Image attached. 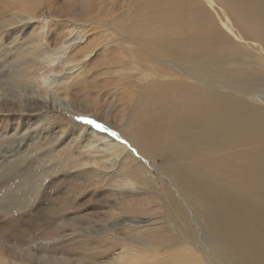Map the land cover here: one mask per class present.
Wrapping results in <instances>:
<instances>
[{
    "label": "bare ground",
    "instance_id": "6f19581e",
    "mask_svg": "<svg viewBox=\"0 0 264 264\" xmlns=\"http://www.w3.org/2000/svg\"><path fill=\"white\" fill-rule=\"evenodd\" d=\"M74 4L75 2H69V9ZM215 7H218L216 11ZM137 8L138 10L134 11L133 7L128 12L129 15L133 10L134 17H130L126 13L124 15H127L128 19L131 18L130 23H135V21L142 23L132 32L147 38V44H155L159 47V50H155L157 53L154 55L156 61L161 65L156 66L153 63L152 65L148 63L139 65L136 62H126L125 64V61L114 51L113 53L119 58V61H114L113 65L112 63L105 65L108 69L117 70L122 77H136L139 78V81H142L144 77V83L150 84V87L156 86L160 91L165 88L171 90L172 95L180 96L177 100L169 102L172 105L171 110L163 109L164 111L160 114L166 118H163L165 120L163 134L153 127L154 141L146 144L144 151L149 150L151 146H156L161 138H165L164 147H169V144L172 143L170 150L174 145H179L181 154L184 155L183 159L189 160L191 163L183 164L178 168L183 169V175L178 180L177 186L174 187L176 184H172L171 192H168L167 189L164 191L171 199L165 197L167 202L159 200L153 206L143 207L141 205V211L148 216L151 214L156 217V213H159L163 216L167 215V219L171 217L169 214L173 217L161 227H156L155 232L153 231L154 233L150 235L141 233L135 236L130 232L127 239L124 237L121 241L116 236L118 241L114 242L113 249V251H118L116 254L106 260V257L110 255L109 250L98 255L93 263H88L264 264V0H205L204 3L201 0H140ZM58 9L64 17L73 18L72 15L69 16L65 5ZM56 10L57 8L49 6L45 13L51 14ZM11 17L0 22V30L22 23L23 20L32 19L33 14L19 18ZM82 27L87 28L86 25H82ZM111 27L116 29L117 25L114 23ZM96 28L100 30V34L103 32L104 24L101 23ZM56 31L58 33L60 27H54L53 32L56 33ZM79 34L63 41L57 34L52 36L53 47L50 52H46L45 59H47L46 63H51L52 69H50L55 73L50 76H36L39 91L36 98L24 96L19 92L17 100L15 99L16 101L13 102L7 98V94L3 91L5 89L1 87L0 112L8 113L0 114V137L8 135L11 130L18 134L15 127L9 128L11 120L15 119V116L10 117L9 113L11 110L18 111L24 99L30 100V102L36 101L32 104L43 108L48 107V99H52L56 103L60 102V105L66 106V109L59 113L63 116L75 115L74 112H81L82 115L91 112L98 120L103 118L106 123L112 124L123 118L122 113L127 109L126 101L117 100L115 107H118V112L121 115L111 117V114H108L106 110L102 111L96 108L91 102L74 98V94L69 95V90L78 83V80L85 78L88 72L87 68H98L102 65L98 59L112 52V50L106 52L95 45L90 47L91 43H86L88 38H82L80 41ZM121 40L122 38H117L112 42L116 44L117 48L130 52L124 43L121 44ZM195 43L201 46L193 48ZM185 49H190L187 55L188 59L196 61L194 63L185 61L186 64L191 65V68L183 66V59L177 61L174 59L169 62L168 57V60H165L160 54L161 50H170L171 53L176 52L175 55L178 59L179 56H183L182 51ZM72 51L78 54L74 55ZM54 56L58 57L53 58ZM54 63H57L56 67L60 69L54 70ZM122 64H125L126 67H122ZM150 67L151 69H149ZM17 77H19L18 74ZM165 77L171 78L166 84L160 82V78ZM11 82L16 89H20L22 86L17 79L15 81L13 78ZM182 88L187 91L185 95H182L183 97L180 95ZM119 89L123 90L122 93H129L127 88L120 87ZM40 92L43 94V99H39ZM114 103L115 99H111L110 104ZM163 107H166L165 104ZM20 111L25 114L26 110ZM37 111L39 110L37 109ZM89 133H91V137L86 142L83 140L85 143L81 147V151L85 152L84 154H90L91 158L84 159L85 156L80 151L76 155L78 161H76L75 168L86 169L83 172L91 177L90 180L99 181V179H103L102 177L107 176L110 181L119 179L115 182H118L120 187L142 189L141 194L145 196L153 191L152 183L148 178L140 182L141 188L135 184L140 181L139 179H143L145 174L133 168V159L130 160L128 157L119 164L116 173L109 175V172L106 174L107 172L98 170L95 166L100 167L101 165L103 170H110L114 167L111 164L108 167L104 165L108 162V158H111L110 162H114L118 158L115 153L116 145L111 143L113 140L106 137L99 136L97 138L98 132L95 130L89 129ZM77 137L82 138L80 135ZM96 138L103 141L101 146L104 147L105 152L102 151L101 157L91 155ZM51 143L52 141L49 142V144ZM3 151H0L2 153L0 159L5 157L7 163L2 168L8 167L7 159H28L27 154L20 153L19 149H4ZM133 151L136 153V150L133 149ZM203 154L204 165L197 162ZM130 155L134 160L136 159L135 155ZM41 159L44 158L41 157ZM195 159L197 160L195 161ZM57 164L65 165L62 160ZM87 165L93 167L88 169ZM189 166L202 168L203 172L210 176L208 178L224 184L233 194L225 196L215 191L216 195H220L225 200L236 196L233 201L237 202H235L232 212L235 213V218L225 219V224L228 227L223 228V231L218 226H214L210 230V227H205L198 222L193 212V206L203 207L205 205V208L203 207L205 212H210L213 217H220V207L216 205L220 199L217 198L214 203H204L200 199L205 197L204 193L202 192L198 197L194 192L196 186L194 176L189 173L190 171L188 172L189 169L187 170ZM2 170L0 180L7 179L5 178L6 173H9L10 170ZM37 177H42V172L37 166L35 167L34 163H31L19 175V183L12 191H9L10 194L8 193L7 197L3 194L2 201L8 199L14 205L13 208L11 207L13 210L8 207H5L6 210L0 209V215L4 218V223L0 224V237L5 241L24 243L21 239L34 235L32 231H29L30 228L29 230L28 228L20 229L26 215L21 213L20 218L16 213L23 209L31 210L29 208L33 206V199L35 202L36 193L41 194L39 189L42 188V185L40 188L39 185L38 189L36 188L37 180L40 181V179L36 180ZM31 181H35L34 185L31 184ZM144 185L147 186V189ZM178 186L187 194L179 195ZM224 186L220 185L218 188ZM2 187L1 184L0 193H3L4 187ZM45 195H48L47 192L42 194V199L46 197ZM114 195L121 199L117 192ZM108 196L110 197L109 193ZM126 198L127 202H131V198L128 196ZM139 199L149 204L147 197L140 196ZM233 201L231 200V202ZM207 205H211V207ZM153 207L159 211L154 212L151 209ZM224 213L225 211H222V214ZM58 215L60 217L62 213ZM145 218L139 219L149 222L154 217ZM228 229L229 232H235V238L227 237ZM167 234L169 237L164 241L163 237Z\"/></svg>",
    "mask_w": 264,
    "mask_h": 264
},
{
    "label": "rangeland",
    "instance_id": "374dc122",
    "mask_svg": "<svg viewBox=\"0 0 264 264\" xmlns=\"http://www.w3.org/2000/svg\"><path fill=\"white\" fill-rule=\"evenodd\" d=\"M71 1L75 2V4L69 9V2ZM201 1L204 3L205 0ZM139 2L140 0H0V22L5 18L10 19L11 16H13L11 18H19L33 14L32 19L23 20L22 23L0 30V90L1 87L5 89L3 91L7 94L8 99L15 102L19 92L24 96L36 98V94L39 93L36 76H50L55 73L51 71V63H46L47 59H45L46 52H50L53 47L52 36L57 34L59 39L63 41L80 33L78 35L80 41H82V38L87 37L86 43H91L90 47L95 45L106 52L111 50L112 52L98 59L102 64L98 68L90 69L88 67L85 78L78 80V83L70 89L71 91L69 90V95L74 94V98L91 102L96 108L102 111L106 110L108 114H111V117L121 115L118 112V107H115L117 100L120 99L123 102H127V109L122 113L123 118L114 124L106 123L103 118L98 120L95 114L91 112L84 115L81 112H74L75 115L63 116L59 113L66 109V106L60 105V102L56 103L52 99L47 100L48 107L46 108L32 104L36 101L30 102V100L22 99L23 102L20 104L18 111H10V117L15 116V119L11 120L10 127H8L10 129L15 127L18 134L16 131L12 132L14 130H11L8 135L0 137V151L4 152V149H19L20 153L27 154L28 159H7L9 163L7 168H2L7 163L5 157L0 159V172L2 169L10 170L9 173H6L5 178L7 179L0 180V185L2 184L4 187L2 189L3 193H0V209L4 208L6 210L8 207L13 210L12 201L8 199L2 201V197L4 195L7 197L9 191H12L15 185L19 183V175L31 163H34L35 167L37 166L42 172V177L36 178V180L40 179V181L37 180L36 188L38 189L37 186L39 185L40 188L42 185V190L39 189L41 194L36 193L35 202L34 199H31L33 201V206L29 208L31 210L23 209L25 210L24 212L22 210L16 213L20 218L21 213L26 215L24 222L20 225V229L28 228L29 230L30 228L29 231H32L34 235L30 238L24 236L25 238L21 239L24 243L5 241L0 237L1 264H60L61 262V264H91L98 255L110 250L108 252L110 253L109 257H106V260H108L111 255L113 256V254L118 252L113 251L114 242L118 241L117 237L121 241L124 237L127 239L130 232L135 236L141 233L150 235L155 232L156 227H161L168 219L173 217V215L169 214L171 217L167 219V215L163 216L159 213H156V217L151 216L150 213L148 216L141 211V205L143 207L153 206L159 200L167 202L165 197L171 199L164 191L167 189L168 192H171L172 184H176L175 186L173 185L174 187L177 186L178 180L183 175V169L178 168L186 163L189 165L191 162L183 159L184 155L181 154L179 145H174L170 150L172 143L169 144L170 146L168 145L169 147H164L165 138H161L156 146H151L146 152L144 147L154 141L153 127H156L158 132L163 134V129H165L164 119L166 118L160 116V114L164 111V108L171 110L172 105L169 102L177 100L180 96L172 95L171 90H166L165 88L160 91L156 86L150 87V84L144 83V77L142 78L143 82L136 77H122L117 70L108 69L105 65L107 63H112L113 65L114 61H119L113 51L125 61V64L126 62H136L139 65L142 63L152 65L153 63L158 66L160 64L156 61L154 55L157 53L155 50H159V47L155 44H147V38L132 32L142 23L136 21L135 23H130L131 18L128 19V16L134 17L135 13L132 10L128 15V12L133 7L134 11L138 10L137 5ZM64 5L66 10L68 9L69 16L72 15L73 18L64 17L58 9L60 7L63 8ZM49 6L55 7L57 10L52 11L51 14L45 13ZM217 8H214L215 11ZM125 13L128 16L124 15ZM101 23L104 24V28L103 32L99 34L100 30L96 27L101 25ZM114 23L117 25L116 29L111 27ZM82 25H86L87 28L84 29ZM54 27H60V31L54 33ZM117 38H122L121 44L124 43L130 52L116 47L112 40ZM198 46L201 45L195 43L193 48ZM190 49L183 50V56H179L178 59L177 55H175L176 52L171 53L170 50H161L160 54L165 60L169 58V62L174 59L176 61L183 59V66L191 68V65L185 62H196L193 59H188L187 55ZM72 53L74 55L78 54L73 51ZM55 57L58 56L53 58ZM125 64H122V67H126ZM56 65L57 63H54V70L60 69ZM17 74L19 77H17ZM117 75L119 76L117 77ZM13 78L15 81L17 79L24 87L22 88L21 86L20 89H16L11 82ZM170 80L171 78L169 77L160 78V82L162 81L164 84ZM120 87L127 88L129 93H122L123 90L119 89ZM180 90L181 96L187 93L185 88ZM43 98V94L40 92L39 99ZM111 99H115L113 105L110 104ZM161 102L166 107H163L164 104L161 105ZM30 105H33L31 106L32 108ZM24 109L26 110L25 114L20 111H24ZM37 109L39 111L36 112ZM4 113L8 112H0L2 115ZM78 117L94 120L97 124L102 125V128H97L82 120H78ZM89 129L98 132L97 138L99 136L106 137L113 140L111 143L116 145L115 153L118 158L114 162H110L111 158H108V162L104 165L108 167L111 164L114 167L110 170H103L101 165L100 167L95 166L98 170L107 172L106 174L109 172V175L116 173L118 172L119 164L128 157L130 160L133 159V168L145 174L144 178L139 179L140 181L135 184L141 188L140 182L148 178L152 183L153 191L145 196L141 194L142 189L120 187L117 184L118 182H115L119 179L110 181L107 176L102 177L105 181L103 179H99V181H96V179L90 180L91 177L83 172L86 169L80 168L81 170H79V168H75L76 161H78L76 155L91 137ZM78 135L82 138L77 137ZM97 138L93 144L94 148L91 155L101 157L105 152L104 147L101 146L103 141ZM50 141H52L51 144H49ZM133 149L136 150V153ZM82 153L85 156L84 159L91 158L89 157L90 154ZM130 154L135 155L136 159L134 160ZM41 157L44 159H41ZM203 157L204 154L198 160L195 159V161L197 160L198 163L204 165L203 161L205 159ZM61 160L64 162L65 167L57 164ZM91 167L93 166L87 165L88 169H91ZM187 170L194 176L196 185L194 192L198 197L199 194L204 193L205 197L200 198L204 203H214L217 198L220 199L219 203H216L220 207V217H213L210 212H205V205L203 206L204 208L193 206V212L198 222L205 227H210V230L214 226H218L223 231V228L228 227L225 224V219L235 218V213L232 212L235 202H237L233 201L236 196L230 197L231 199H227L228 201L221 197L220 195L233 194L224 184L208 178L210 176L204 173L202 168L189 166ZM34 183L35 181H31V184L34 185ZM220 185L224 187L218 188ZM144 186L147 189V186ZM178 191L181 196H183L182 193L187 194L179 186ZM215 191L220 195H216ZM45 192L48 195H45L46 197L42 199V194ZM116 192L121 199L114 195ZM172 193H174L173 190ZM125 195L132 199L131 202H127ZM140 196L147 197L149 204L140 200ZM61 206L63 207L61 208ZM207 206L211 207V205ZM151 209L154 212L159 211L155 207ZM222 211H225V213L222 214ZM59 213H62V216L60 215L59 217ZM139 218L153 219L149 222H143ZM3 220L4 218L0 215V224H2ZM226 233L227 237L235 238V232H229L228 229ZM168 237L169 234L165 235L163 237L164 241ZM13 247L15 250L12 249Z\"/></svg>",
    "mask_w": 264,
    "mask_h": 264
},
{
    "label": "snow or ice",
    "instance_id": "6c2138e0",
    "mask_svg": "<svg viewBox=\"0 0 264 264\" xmlns=\"http://www.w3.org/2000/svg\"><path fill=\"white\" fill-rule=\"evenodd\" d=\"M77 119L78 120H82L83 122H85L87 124H91V125H93V126H95L97 128H102V125H99V124L96 123V121L88 119L86 117H78Z\"/></svg>",
    "mask_w": 264,
    "mask_h": 264
}]
</instances>
